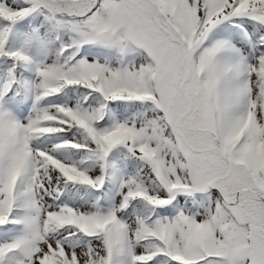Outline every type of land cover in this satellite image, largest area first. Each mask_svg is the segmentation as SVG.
Listing matches in <instances>:
<instances>
[{"label": "snow or ice", "instance_id": "obj_1", "mask_svg": "<svg viewBox=\"0 0 264 264\" xmlns=\"http://www.w3.org/2000/svg\"><path fill=\"white\" fill-rule=\"evenodd\" d=\"M0 264H264V0H0Z\"/></svg>", "mask_w": 264, "mask_h": 264}]
</instances>
